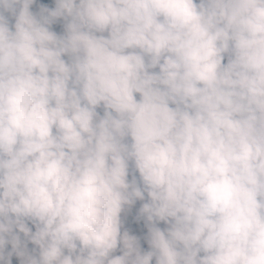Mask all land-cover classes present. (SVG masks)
<instances>
[{"label": "clouds", "instance_id": "1", "mask_svg": "<svg viewBox=\"0 0 264 264\" xmlns=\"http://www.w3.org/2000/svg\"><path fill=\"white\" fill-rule=\"evenodd\" d=\"M35 2L0 0V264H264V0Z\"/></svg>", "mask_w": 264, "mask_h": 264}, {"label": "rangeland", "instance_id": "2", "mask_svg": "<svg viewBox=\"0 0 264 264\" xmlns=\"http://www.w3.org/2000/svg\"><path fill=\"white\" fill-rule=\"evenodd\" d=\"M43 6L49 7V8H54L55 7V3L54 0H41ZM36 4V2L34 3ZM34 4L30 6V10L36 14L38 9H34ZM36 8V7H35ZM6 17L9 18V22L10 25H12V20L14 19V17L11 16V14L6 13L5 14ZM65 23V21L63 19H58L56 22H54V24L51 26L52 30L57 27L59 24ZM65 59H67V57H64ZM226 62V60H225ZM98 112H100V114H103V109L100 108L98 109ZM135 175L139 176L138 173H135ZM132 178V173L130 171V175H129V180H131ZM146 202V201H140L137 200L132 206H126L125 207V211L122 212L121 214V219H122V228H121V232L123 233L124 231H127L130 235H134L137 237L139 244H140V248L142 252H146L150 250V247L148 245L147 242V237H148V221L146 220V217L142 216L140 214V208L142 206V204ZM29 228H31V230L34 232L35 231V226L31 223V222H27ZM157 226L161 227L162 229L167 227L163 222H160ZM16 232L17 235H19L21 242H22V246H26L27 247V251L29 254L31 255H38V247L34 244L31 243V241L23 234L20 233L18 231V229L14 230ZM7 247H9L12 250V245L11 243L6 244ZM121 246L118 247V249L116 250V252H114L112 255H122V251H121ZM21 257H20V262L19 264H21ZM152 264H155V258H153Z\"/></svg>", "mask_w": 264, "mask_h": 264}, {"label": "trees", "instance_id": "3", "mask_svg": "<svg viewBox=\"0 0 264 264\" xmlns=\"http://www.w3.org/2000/svg\"><path fill=\"white\" fill-rule=\"evenodd\" d=\"M36 6H38V11H37L36 15H39L41 7H43L41 0H38V4H34V6H33L34 9ZM11 22H12V24H14L15 19H13ZM64 24L65 23H62V24H59L57 27H55L54 31L57 32L58 35L64 34ZM9 252H12V250L9 247L5 246V256L6 257H7V254ZM10 259H11V264H19V262H20V257L17 256L15 253L12 254Z\"/></svg>", "mask_w": 264, "mask_h": 264}, {"label": "crops", "instance_id": "4", "mask_svg": "<svg viewBox=\"0 0 264 264\" xmlns=\"http://www.w3.org/2000/svg\"><path fill=\"white\" fill-rule=\"evenodd\" d=\"M41 2H42V1H41ZM36 4H38V0H36ZM37 7H38V6H36V8H37ZM36 8H35V9H36ZM54 29H55V28H54ZM54 29H53V31H54Z\"/></svg>", "mask_w": 264, "mask_h": 264}, {"label": "water", "instance_id": "5", "mask_svg": "<svg viewBox=\"0 0 264 264\" xmlns=\"http://www.w3.org/2000/svg\"><path fill=\"white\" fill-rule=\"evenodd\" d=\"M38 9V7L36 8V10Z\"/></svg>", "mask_w": 264, "mask_h": 264}]
</instances>
